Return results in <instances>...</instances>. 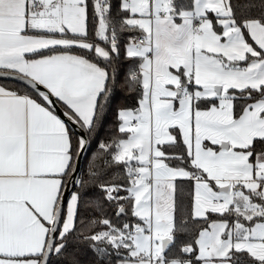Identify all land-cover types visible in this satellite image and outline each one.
<instances>
[{"label": "snow or ice", "instance_id": "snow-or-ice-1", "mask_svg": "<svg viewBox=\"0 0 264 264\" xmlns=\"http://www.w3.org/2000/svg\"><path fill=\"white\" fill-rule=\"evenodd\" d=\"M0 81V264H264V0H0Z\"/></svg>", "mask_w": 264, "mask_h": 264}, {"label": "trees", "instance_id": "trees-1", "mask_svg": "<svg viewBox=\"0 0 264 264\" xmlns=\"http://www.w3.org/2000/svg\"><path fill=\"white\" fill-rule=\"evenodd\" d=\"M0 82H4V81H0ZM113 110L111 112H109L108 114V118L106 121V128L108 127H112L114 125V121H115V109L118 106H132L135 105L136 101L134 97L131 96H126L123 93H117V95L115 96L114 100H113ZM102 135L107 136L108 133L104 130H102ZM86 166V161L83 162L82 168Z\"/></svg>", "mask_w": 264, "mask_h": 264}, {"label": "water", "instance_id": "water-1", "mask_svg": "<svg viewBox=\"0 0 264 264\" xmlns=\"http://www.w3.org/2000/svg\"><path fill=\"white\" fill-rule=\"evenodd\" d=\"M62 112H63V110L61 108H58V114H60L62 116V118H64L62 115ZM82 165H83V162L81 163V167H82Z\"/></svg>", "mask_w": 264, "mask_h": 264}]
</instances>
